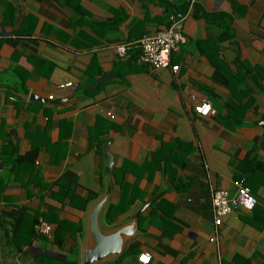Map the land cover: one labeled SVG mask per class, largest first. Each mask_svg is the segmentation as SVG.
<instances>
[{
    "label": "crops",
    "instance_id": "crops-1",
    "mask_svg": "<svg viewBox=\"0 0 264 264\" xmlns=\"http://www.w3.org/2000/svg\"><path fill=\"white\" fill-rule=\"evenodd\" d=\"M190 2L0 0V155L23 158L0 157V264H85L101 201L102 231L130 229L91 264H264V0H195L186 43L158 71L139 49L116 53ZM203 101L213 114L196 112ZM241 177L259 202L224 216L211 242L212 189L235 192ZM62 178L72 204L56 196ZM52 206L49 238L33 224Z\"/></svg>",
    "mask_w": 264,
    "mask_h": 264
},
{
    "label": "built area",
    "instance_id": "built-area-1",
    "mask_svg": "<svg viewBox=\"0 0 264 264\" xmlns=\"http://www.w3.org/2000/svg\"><path fill=\"white\" fill-rule=\"evenodd\" d=\"M194 1L191 0L188 7L184 11H178L170 15L169 26L167 29L156 33L155 35H145L135 42H130L116 47V53L120 56H126L128 51L139 49L140 60L145 63L151 70L158 71L159 69L170 65L174 50L182 44L186 43V37L183 33L182 23L187 20L194 10ZM179 65H172L173 71H178ZM79 84L73 81H66L61 84L60 89L78 87ZM48 100L56 99L54 94L46 97ZM196 112L201 116H209L214 113L211 103L203 101L195 107ZM237 188L235 192L224 189H212L211 203L214 216L215 232L211 237V242L217 241V233L219 227L223 223V218L237 210H253L258 199L252 193L251 189L246 184V178L241 177L236 182ZM36 231L49 238L53 237L54 231L50 224L42 218L39 219L36 225ZM138 262L141 264H149L151 256L148 253H143L138 257Z\"/></svg>",
    "mask_w": 264,
    "mask_h": 264
},
{
    "label": "water",
    "instance_id": "water-1",
    "mask_svg": "<svg viewBox=\"0 0 264 264\" xmlns=\"http://www.w3.org/2000/svg\"><path fill=\"white\" fill-rule=\"evenodd\" d=\"M31 97L35 100H40L44 103L53 102L45 97H39L38 95L32 94ZM106 171L109 172L113 164V155L110 153L106 146ZM103 206V201L99 202L89 217V231L94 237L95 246L88 248L84 252V263L91 264L95 261L102 260L106 256L116 255L121 251L123 244V235L129 232L130 228H123L111 233H105L100 228V211Z\"/></svg>",
    "mask_w": 264,
    "mask_h": 264
},
{
    "label": "trees",
    "instance_id": "trees-1",
    "mask_svg": "<svg viewBox=\"0 0 264 264\" xmlns=\"http://www.w3.org/2000/svg\"><path fill=\"white\" fill-rule=\"evenodd\" d=\"M139 53V52H138ZM141 52L139 53V56H140ZM4 156L6 155V161H13V166L15 164H21V162L23 161V158L22 157H18L17 156V153H16V150H15V146L14 147H10L8 149H6L4 152H3ZM4 156L0 155V157L4 158ZM15 157V158H13ZM23 163V162H22ZM126 165V164H125ZM124 165V169H125V166ZM10 170H13V168H11ZM3 182V181H2ZM71 181L67 180V179H60L57 181L56 184L59 185L60 189L58 191V193L56 194V196H58L63 202L64 201V198L65 197H69L71 199V204H72V185L70 183ZM7 183V182H6ZM4 182V184L1 186L0 185V191L5 188L7 186ZM41 189H47V188H50L49 185H40L39 186ZM126 189H127V186H126ZM125 194V193H124ZM124 201H121V205H123ZM86 206L83 205V208H85ZM125 207V206H124ZM111 208V206H108V209L106 211V214H105V219L107 221H111L110 217H109V209ZM57 208L55 207H50L49 208V211L48 213H43L42 214V219L45 221V222H51L53 221L54 219H56V216H57ZM19 218L23 217L22 215H18ZM38 219V217L36 218V220ZM40 219V218H39ZM39 219L37 221H35V223L33 224V229H35L36 231V225L38 224L39 222ZM19 221V220H18ZM16 225V224H15ZM72 226V224L68 221H61L59 222L58 224V227L56 228V242L60 245L62 243V238H61V234H62V230L61 229H68V226ZM37 232V231H36Z\"/></svg>",
    "mask_w": 264,
    "mask_h": 264
}]
</instances>
